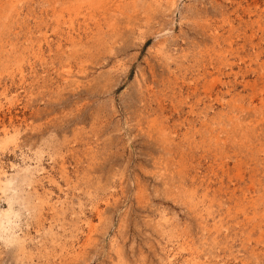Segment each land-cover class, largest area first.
Segmentation results:
<instances>
[{"label": "rangeland", "instance_id": "1", "mask_svg": "<svg viewBox=\"0 0 264 264\" xmlns=\"http://www.w3.org/2000/svg\"><path fill=\"white\" fill-rule=\"evenodd\" d=\"M0 264H264V0H0Z\"/></svg>", "mask_w": 264, "mask_h": 264}]
</instances>
